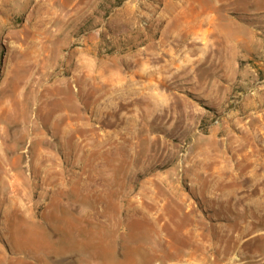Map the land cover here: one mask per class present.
Returning a JSON list of instances; mask_svg holds the SVG:
<instances>
[{
	"label": "rangeland",
	"instance_id": "374dc122",
	"mask_svg": "<svg viewBox=\"0 0 264 264\" xmlns=\"http://www.w3.org/2000/svg\"><path fill=\"white\" fill-rule=\"evenodd\" d=\"M254 2L14 0L2 12L0 264H264ZM53 165L71 186L54 192Z\"/></svg>",
	"mask_w": 264,
	"mask_h": 264
},
{
	"label": "crops",
	"instance_id": "0c3cea01",
	"mask_svg": "<svg viewBox=\"0 0 264 264\" xmlns=\"http://www.w3.org/2000/svg\"><path fill=\"white\" fill-rule=\"evenodd\" d=\"M248 11V29H249V34H248V49L251 48L250 50L252 51V46L253 43L256 42H264V4H262L260 7L256 5V2H254ZM17 7L14 3V0H0V31L5 30V26L7 24V20H9L8 17L2 18V12L3 11H10ZM213 14L211 20L213 21ZM209 32L210 29H207ZM2 35H0L1 37ZM252 45V46H251ZM135 65V64H134ZM49 164L41 168V176L45 177L46 172L49 173ZM65 173V170L61 168L59 165H53L52 167V174L51 178L54 180L53 182V190L54 192L58 188H62L64 185H69L71 186L72 181L75 180L73 177L71 178L69 174L65 177L68 182L63 178Z\"/></svg>",
	"mask_w": 264,
	"mask_h": 264
},
{
	"label": "bare ground",
	"instance_id": "6f19581e",
	"mask_svg": "<svg viewBox=\"0 0 264 264\" xmlns=\"http://www.w3.org/2000/svg\"><path fill=\"white\" fill-rule=\"evenodd\" d=\"M218 170V169H217ZM217 172V171H216ZM220 172H221V170H220ZM226 173V172H225ZM216 184H217V182H216ZM224 184V183H223ZM235 184V183H234ZM226 185H227V183H226ZM215 186V185H214ZM217 186V185H216ZM213 187V186H212ZM245 197H247V195L245 196ZM248 206V205H247ZM196 237V236H195ZM197 237H198V235H197ZM206 248V247H205ZM209 248V247H208ZM229 255V254H228ZM190 262V261H189ZM194 264H207V262H197V263H194Z\"/></svg>",
	"mask_w": 264,
	"mask_h": 264
}]
</instances>
